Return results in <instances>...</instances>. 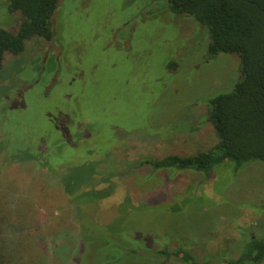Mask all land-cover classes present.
<instances>
[{"label":"rangeland","instance_id":"obj_1","mask_svg":"<svg viewBox=\"0 0 264 264\" xmlns=\"http://www.w3.org/2000/svg\"><path fill=\"white\" fill-rule=\"evenodd\" d=\"M65 3L54 22L60 45L50 49L58 52L45 57L43 70L28 63L46 47L43 39L29 41L20 56H8L0 76L5 80L0 84V140L9 143L43 131H50L53 138L70 135L80 129L83 118L94 135L72 150L71 157H80L85 146L103 151L117 143L104 156L85 162L98 173L94 189L112 192L81 205L87 208L72 209L61 183L63 170L50 172L33 162L0 163V195L14 213L11 219L22 220L32 230L21 235L22 259L138 264L137 257L128 258L124 249L114 250L115 259L110 261L103 256L97 260L90 252L92 236L100 232L94 221L107 224L115 217L113 229L133 234L136 249L149 241H175L169 247L182 241L196 244V256L212 261L236 257L250 233L264 236V162L254 160L236 168L226 160L207 174L156 171L147 164L151 158L189 154L214 143L212 125L205 121L206 95L233 88L240 78L238 57L219 53L207 62L201 60L198 25L165 11L166 0ZM6 7L0 0V25L14 28L20 16L9 14ZM62 57L67 66L61 64ZM171 59L180 62L176 72L167 69ZM67 115L74 124L60 129V119ZM121 203L142 209L119 217ZM65 233L75 244L68 243ZM107 240L103 247H110L112 255L111 244L119 242ZM170 262L182 264L176 258Z\"/></svg>","mask_w":264,"mask_h":264},{"label":"trees","instance_id":"obj_2","mask_svg":"<svg viewBox=\"0 0 264 264\" xmlns=\"http://www.w3.org/2000/svg\"><path fill=\"white\" fill-rule=\"evenodd\" d=\"M5 1L7 12L11 15L18 14L20 18L14 28L0 25V76L5 70L8 56L17 57L25 53L27 43L36 39H43L49 46L45 44L44 50L39 49L36 57L28 63L36 66L38 70H43L45 57L58 52L57 49H50L60 45L54 22L63 0ZM66 1L64 0V3ZM165 5V11L179 16L181 22L183 18H188L184 22L190 20L193 25H198L195 34L196 42H200L202 47L199 52L201 60L207 62L219 53L235 55L238 57L237 71L239 75L240 67V78L231 90L206 95L208 98L205 102V121L212 125L215 135V141L210 147L189 154L169 153L151 158L147 160V164L156 171L179 169L207 174L216 164L226 160L234 162L236 168L254 160L264 162V0H166ZM65 11L64 9L61 12L62 16ZM192 47L196 48V45ZM60 61L63 66H67L65 57ZM25 65L17 68L9 78L21 72ZM179 65L178 59H171L166 64L167 69L173 72L178 70ZM56 70L57 67L53 72ZM38 77L36 76L37 79ZM4 83L5 80H0V84ZM0 124L2 125V122ZM73 124L69 115L63 116L59 128H69ZM80 124V129L70 135L63 134L53 138L50 131H43L37 134L27 133L20 140H11L9 143L1 139V165L33 162L46 167L50 172L63 170L61 183L64 192L71 199L72 209L75 206L87 208L88 205H81L84 202L95 203L110 195L112 190L94 189V177L98 173L93 167H87L85 162L87 159L104 156L117 143L103 151L85 146L86 150L80 157H71L72 150L81 148V144L94 135L87 120L81 118ZM207 179L208 177L202 182ZM86 186L90 188L86 189ZM4 198L1 194L0 264H47L46 257L42 256L34 261L22 259L21 235L32 230L22 220L19 223L11 219L14 213L7 205L8 200ZM137 209L142 208L121 203L117 207L118 216ZM17 213L20 214L18 209ZM75 214L73 213V216ZM117 219L118 217H115L113 220ZM113 220L107 224L94 221V226L100 232H92L94 235L90 252L97 260L103 257H110L107 258L109 261L114 260L116 255L113 253H116L117 249H124L128 258L137 257L138 264H170L173 258L182 264H264V236H258L256 233L249 234L242 251L235 255L236 257L229 258L226 255L220 261L214 262L198 258L195 254L196 244H184L182 241L174 247L168 245L175 241L167 244L149 241L147 245H138L136 249L133 245V240H136L133 234H121L120 228L113 229ZM64 236L68 243L75 244L76 241L67 238L66 233ZM106 239H115L120 243L111 244L112 255L110 247H103V243L109 242H105ZM68 243H65V247L69 246ZM154 244L161 246L155 247Z\"/></svg>","mask_w":264,"mask_h":264}]
</instances>
